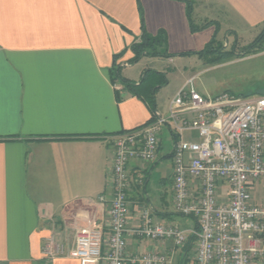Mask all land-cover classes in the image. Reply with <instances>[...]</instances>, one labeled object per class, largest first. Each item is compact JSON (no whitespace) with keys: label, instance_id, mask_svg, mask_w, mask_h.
<instances>
[{"label":"crops","instance_id":"0c3cea01","mask_svg":"<svg viewBox=\"0 0 264 264\" xmlns=\"http://www.w3.org/2000/svg\"><path fill=\"white\" fill-rule=\"evenodd\" d=\"M263 29L264 0H0V264H81L70 255L46 256L45 241L54 236L72 250L80 228L101 225L109 233L111 136L169 111L156 94L171 80L153 63L210 52L213 68L251 51L261 55L264 45L260 51L243 43ZM144 32H163L166 53L133 60L132 44ZM115 66L137 84L147 70L166 75L154 111L112 78ZM186 68L175 65L180 77L170 101L195 76L186 77ZM174 140L163 127L156 159L129 161V227L147 208L157 222L189 227L174 207ZM126 239L130 253L173 249L171 240Z\"/></svg>","mask_w":264,"mask_h":264},{"label":"built area","instance_id":"2783aa9c","mask_svg":"<svg viewBox=\"0 0 264 264\" xmlns=\"http://www.w3.org/2000/svg\"><path fill=\"white\" fill-rule=\"evenodd\" d=\"M195 78L173 96L166 115L111 136L109 233L101 225L80 228L72 250L48 237L46 256L70 255L81 264H264V193L261 201L253 193L264 190V94L203 95ZM163 127L175 137V211L194 224L185 228L178 222H157L147 208L140 213V224L129 227L126 167L131 159H156ZM194 132L197 138L185 136ZM127 233L158 243L171 240L173 249L130 253ZM192 238L193 251L188 253L185 246ZM176 249H181L179 257Z\"/></svg>","mask_w":264,"mask_h":264},{"label":"rangeland","instance_id":"374dc122","mask_svg":"<svg viewBox=\"0 0 264 264\" xmlns=\"http://www.w3.org/2000/svg\"><path fill=\"white\" fill-rule=\"evenodd\" d=\"M249 40V39H248ZM263 42V43H262ZM247 48L250 47L249 42ZM256 50H260L258 47L264 45V41H258L255 43ZM251 51L250 57L242 59L240 61H231V58L221 60L218 67L212 68L211 53L206 52L198 58L187 57L181 60H177L176 63H169L164 61L163 63L155 62V66H164L167 71V77L170 78V83L158 88L159 105L164 113L167 112L170 96L175 89V84L180 77V72L176 71L175 65L180 66L186 64V70L184 71L186 77L195 75L194 85L196 89L203 95H216L224 91H230L244 96L260 95L264 94V52L261 55H255ZM181 68V67H180ZM257 192V193H256ZM255 201L262 200L263 189L257 191L253 190ZM171 208V207H170ZM179 221L185 226H192L194 221L191 218L180 216Z\"/></svg>","mask_w":264,"mask_h":264},{"label":"trees","instance_id":"16d2710c","mask_svg":"<svg viewBox=\"0 0 264 264\" xmlns=\"http://www.w3.org/2000/svg\"><path fill=\"white\" fill-rule=\"evenodd\" d=\"M262 39H264V29L250 45V48H254L256 45L255 43H257L258 41H262ZM210 48L211 45L208 44L200 53L210 51ZM132 49L134 51L133 60L139 59L145 51L152 55L165 54L166 37L164 36L163 32L158 33V35L156 36L144 32L140 39L132 44ZM111 76L113 79L120 78L123 81L124 86L130 89L134 94L140 96L153 111L156 108L155 91L158 87L167 82L166 75L163 72L156 70H147L138 84L126 78H123L119 73L118 66L112 68ZM185 250H188V253H191L193 251V238L192 241H189V243H187V245L185 246ZM189 258L190 257H187L186 261L189 260Z\"/></svg>","mask_w":264,"mask_h":264}]
</instances>
